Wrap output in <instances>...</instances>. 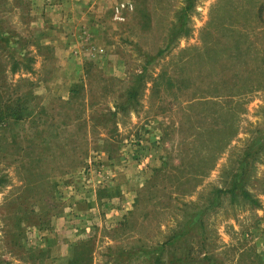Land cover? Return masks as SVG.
<instances>
[{
  "label": "rangeland",
  "instance_id": "obj_1",
  "mask_svg": "<svg viewBox=\"0 0 264 264\" xmlns=\"http://www.w3.org/2000/svg\"><path fill=\"white\" fill-rule=\"evenodd\" d=\"M36 1L0 0V264H264V0Z\"/></svg>",
  "mask_w": 264,
  "mask_h": 264
},
{
  "label": "crops",
  "instance_id": "obj_2",
  "mask_svg": "<svg viewBox=\"0 0 264 264\" xmlns=\"http://www.w3.org/2000/svg\"><path fill=\"white\" fill-rule=\"evenodd\" d=\"M36 1V0H35ZM69 2H63V0H37L35 2L34 5H31V7H33L35 10L37 9H41V12H43V14L45 15L46 19H52L55 20L56 22L59 21V19H61L62 21H70L73 20L75 21L74 17H71V19H68V16L65 17V15L63 14L65 12L66 9H70L72 11V9L75 10H79L80 6H77L79 3L77 2H72V0H67ZM48 2V3H46ZM46 3V4H45ZM69 4V7L65 9V7ZM60 16V17H59ZM59 18V19H58ZM77 32L73 33V36H75ZM7 33H2L0 31V37L2 36H6ZM8 35V34H7ZM11 34H9L8 36H10ZM79 36V34H78ZM140 74H144V70H141ZM139 74V75H140ZM138 76V75H137ZM76 89V88H74ZM74 89H72V93H75ZM138 97V96H137ZM128 98V96H127ZM133 100V99H132ZM131 100H126V103H128ZM125 108L124 104H121V109L123 110ZM202 131V129H201ZM196 133H190L189 136H191V138L195 135ZM203 150H200V146L199 147H195V150H193V155H192V151H188L187 152V156L184 157L185 162L188 163V166L186 167V177L191 178L192 173L194 177H197V173H201L202 171H204L203 166H207V161L211 158V156L207 155V159H205L204 157L200 156L203 153ZM199 154V156L197 155ZM195 155V156H194ZM213 156V155H212ZM212 159L215 160V157ZM146 161H148V158H146ZM211 168V167H210ZM123 214L126 212H122ZM122 214V215H123Z\"/></svg>",
  "mask_w": 264,
  "mask_h": 264
},
{
  "label": "trees",
  "instance_id": "obj_3",
  "mask_svg": "<svg viewBox=\"0 0 264 264\" xmlns=\"http://www.w3.org/2000/svg\"><path fill=\"white\" fill-rule=\"evenodd\" d=\"M263 10H264V5H261V6H259V8H258V16L260 17V18H262V13H263ZM13 58H14V60H13V63H12V65H11V70L12 71H15V69L19 66L18 64H19V62H18V60H16V55L15 56H12ZM144 76V74H140L139 76H138V79H137V81L139 82V81H141V79H142V77ZM135 88H137L136 86H135ZM138 94H137V89L136 90H132L129 94H128V100H132V99H136V96H137ZM118 107V106H117ZM208 130V129H207ZM199 131V130H198ZM201 131V130H200ZM213 132V130L210 128L209 130H208V132L207 133H205V134H211ZM201 134V133H200ZM208 135V136H209ZM208 136H207V138H205V139H203L202 138V144H201V146H200V150H203V149H205V148H209L210 146H209V143H211V142H209L210 141V139L208 138ZM223 137H224V135H222ZM197 137H199V136H196V135H194L193 136V138H197ZM225 144H227V140L226 141H224V145ZM255 144V143H254ZM254 144L252 145V147H250V150H252L253 149V146H254ZM249 149V148H248ZM250 150H247L246 151V154H248V155H250L249 154V152H250ZM245 164H244V161H241L240 162V168H239V171L238 172H235L234 174H233V176H232V179H231V181H230V187L226 190V192L227 193H229L230 194V197L231 198H234L235 197V195L238 193V192H240V194L244 197V198H251V201H252V197H251V195L249 194V192L244 188V183H243V181L241 180V178L243 177V170L241 169L243 166H244ZM241 169V170H240ZM0 184H1V179H0ZM220 191H222V190H220ZM254 199V198H253ZM7 264H9V263H7ZM156 264H161V262H160V259L159 258H156Z\"/></svg>",
  "mask_w": 264,
  "mask_h": 264
},
{
  "label": "built area",
  "instance_id": "obj_4",
  "mask_svg": "<svg viewBox=\"0 0 264 264\" xmlns=\"http://www.w3.org/2000/svg\"><path fill=\"white\" fill-rule=\"evenodd\" d=\"M126 7V5L125 4H119V5H117L116 7H115V18L116 19H121V17H120V10L122 9V8H125ZM131 7V6H130Z\"/></svg>",
  "mask_w": 264,
  "mask_h": 264
}]
</instances>
